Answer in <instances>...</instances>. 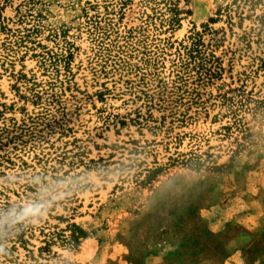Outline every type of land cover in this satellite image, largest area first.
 <instances>
[{
    "label": "rangeland",
    "instance_id": "374dc122",
    "mask_svg": "<svg viewBox=\"0 0 264 264\" xmlns=\"http://www.w3.org/2000/svg\"><path fill=\"white\" fill-rule=\"evenodd\" d=\"M260 101L264 0H0V264H264Z\"/></svg>",
    "mask_w": 264,
    "mask_h": 264
},
{
    "label": "trees",
    "instance_id": "16d2710c",
    "mask_svg": "<svg viewBox=\"0 0 264 264\" xmlns=\"http://www.w3.org/2000/svg\"><path fill=\"white\" fill-rule=\"evenodd\" d=\"M259 103L264 104V101H260ZM189 166H191L192 168H194L196 165H189ZM157 171H158V169L154 170L152 172V175L155 174V173H157Z\"/></svg>",
    "mask_w": 264,
    "mask_h": 264
}]
</instances>
